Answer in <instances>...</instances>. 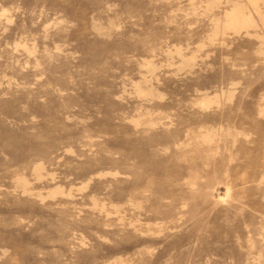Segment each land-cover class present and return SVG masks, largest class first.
Segmentation results:
<instances>
[{"label": "rangeland", "instance_id": "1", "mask_svg": "<svg viewBox=\"0 0 264 264\" xmlns=\"http://www.w3.org/2000/svg\"><path fill=\"white\" fill-rule=\"evenodd\" d=\"M0 264H264V0H0Z\"/></svg>", "mask_w": 264, "mask_h": 264}]
</instances>
